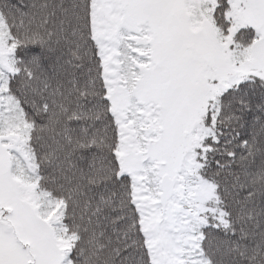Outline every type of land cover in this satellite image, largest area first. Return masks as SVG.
Returning a JSON list of instances; mask_svg holds the SVG:
<instances>
[{"label": "snow or ice", "instance_id": "snow-or-ice-1", "mask_svg": "<svg viewBox=\"0 0 264 264\" xmlns=\"http://www.w3.org/2000/svg\"><path fill=\"white\" fill-rule=\"evenodd\" d=\"M0 264H264V0H0Z\"/></svg>", "mask_w": 264, "mask_h": 264}]
</instances>
